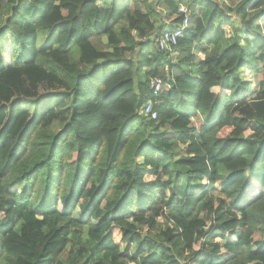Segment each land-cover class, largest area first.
Masks as SVG:
<instances>
[{"label": "trees", "instance_id": "1", "mask_svg": "<svg viewBox=\"0 0 264 264\" xmlns=\"http://www.w3.org/2000/svg\"><path fill=\"white\" fill-rule=\"evenodd\" d=\"M14 1L0 11V264H264L246 76L264 81V0ZM181 7L189 28L162 51L151 19L176 28Z\"/></svg>", "mask_w": 264, "mask_h": 264}, {"label": "rangeland", "instance_id": "2", "mask_svg": "<svg viewBox=\"0 0 264 264\" xmlns=\"http://www.w3.org/2000/svg\"><path fill=\"white\" fill-rule=\"evenodd\" d=\"M220 2L225 3L227 6L233 8L238 0H219ZM14 0H0V11H2L4 14H7V8L9 5L14 3ZM262 31L264 33V26L262 27ZM93 44L95 47L99 49H110L111 46H109L108 42H106V37L101 36L93 41ZM246 76L249 79L253 80V92L250 95V99H248V102L251 104L252 108V115L251 118L255 121L261 123L264 126V81L259 84L258 86L255 85L258 80V74L257 73H246ZM259 87V88H258ZM262 88V89H261ZM260 89V90H259ZM258 92V95L255 96V94ZM261 93V94H260ZM264 132V129H262ZM147 179H152L151 177H147ZM160 223L163 222V219H159ZM118 239V238H117Z\"/></svg>", "mask_w": 264, "mask_h": 264}, {"label": "built area", "instance_id": "3", "mask_svg": "<svg viewBox=\"0 0 264 264\" xmlns=\"http://www.w3.org/2000/svg\"><path fill=\"white\" fill-rule=\"evenodd\" d=\"M178 13L184 16L183 22L176 28H165L158 38L157 44L160 50L170 51V49L177 45L178 40L182 37L183 32L187 30L190 25V19L187 13V10L184 7H181L178 10ZM163 81L160 78L154 77L149 80V90L154 96L162 91ZM142 114L155 119L157 114L153 111V106L151 102H148L143 106Z\"/></svg>", "mask_w": 264, "mask_h": 264}, {"label": "crops", "instance_id": "4", "mask_svg": "<svg viewBox=\"0 0 264 264\" xmlns=\"http://www.w3.org/2000/svg\"><path fill=\"white\" fill-rule=\"evenodd\" d=\"M143 0H130V8H133V5L134 4H140ZM239 1V0H238ZM99 2V5L102 6V4H106V5H110L112 3H115V4H122L124 2V0H104V2L98 0ZM168 14V13H167ZM166 15H164L163 17L161 18H153L151 19V23L155 26V28L158 30H163L164 28H170L172 29L171 27L173 26L172 24V20H169V18L167 19L166 18ZM126 23V22H125ZM191 23V21H190ZM127 24V23H126ZM127 26V25H126ZM175 28V27H174ZM189 28V27H188ZM187 28V29H188ZM161 32V31H160ZM132 35H134L135 33L134 32H131Z\"/></svg>", "mask_w": 264, "mask_h": 264}, {"label": "clouds", "instance_id": "5", "mask_svg": "<svg viewBox=\"0 0 264 264\" xmlns=\"http://www.w3.org/2000/svg\"><path fill=\"white\" fill-rule=\"evenodd\" d=\"M188 16H189V15H188ZM189 19H190V17H189ZM164 29H165V28H164ZM164 29H163V30H164ZM162 32H163V31H162ZM161 34H162V33H161ZM159 37H160V36H159Z\"/></svg>", "mask_w": 264, "mask_h": 264}]
</instances>
